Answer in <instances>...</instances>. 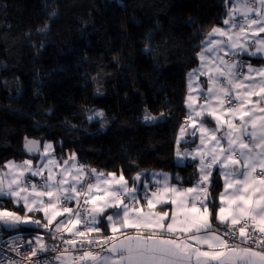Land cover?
Listing matches in <instances>:
<instances>
[{"label":"snow or ice","instance_id":"obj_1","mask_svg":"<svg viewBox=\"0 0 264 264\" xmlns=\"http://www.w3.org/2000/svg\"><path fill=\"white\" fill-rule=\"evenodd\" d=\"M224 8L186 77L175 159L195 165L192 186L155 170L129 180L25 136L26 158L0 165V264H21L6 252L28 264H264V0H224ZM104 117L87 113L102 128Z\"/></svg>","mask_w":264,"mask_h":264},{"label":"trees","instance_id":"obj_2","mask_svg":"<svg viewBox=\"0 0 264 264\" xmlns=\"http://www.w3.org/2000/svg\"><path fill=\"white\" fill-rule=\"evenodd\" d=\"M224 15V0H0V165L26 158L27 136L129 180L155 170L192 185L195 165L175 159L186 77ZM90 110L104 112L103 128Z\"/></svg>","mask_w":264,"mask_h":264},{"label":"crops","instance_id":"obj_3","mask_svg":"<svg viewBox=\"0 0 264 264\" xmlns=\"http://www.w3.org/2000/svg\"><path fill=\"white\" fill-rule=\"evenodd\" d=\"M220 26H222V24H221ZM262 35H264V34H262ZM254 61H257V63H254ZM253 63H254L257 67H259L260 64L262 63V61H260V60H253ZM198 65H199V60H198V64H197L196 67H198ZM196 67H195V68H196ZM204 79H205L204 77H201V80H204ZM186 86H187V79H186ZM187 93H188V89H187ZM186 96H187V95H186ZM198 102H199V101H198ZM184 104H185V103H184ZM185 108H186V107H185ZM210 126L214 127L215 125H214V123H212V124H210ZM178 133H179V132H178ZM197 143H199L198 135H197ZM183 147H184V146H183ZM183 147H181V148H183ZM192 147H195V145L192 146ZM36 159H39V157L36 158ZM196 163H199V161L197 160ZM197 177H198V173H197ZM216 177L220 180V177H219L218 175H217ZM220 182H221V189H220V190H222V181L220 180ZM191 186H192V185L187 186V187H191ZM217 203H218V201H217ZM168 207L170 208L171 205H169ZM143 210H144V211H147V208L145 207ZM157 210L162 211L163 209H160L159 206H157ZM106 234H110V232H109V233H106ZM130 234H131V233H130Z\"/></svg>","mask_w":264,"mask_h":264},{"label":"built area","instance_id":"obj_4","mask_svg":"<svg viewBox=\"0 0 264 264\" xmlns=\"http://www.w3.org/2000/svg\"><path fill=\"white\" fill-rule=\"evenodd\" d=\"M184 120H185V119H182V121L180 122V124H181ZM180 124H179V126H178V130H179ZM80 163H81V162H80ZM82 164H84V163H82ZM85 165H87V164H85ZM9 236H10V235H7V234H6V235L3 237V239L7 240ZM25 240H27V239L25 238ZM51 242H52V241H51ZM5 255L13 256L14 259L21 261V264H28L27 260H24V259H23L22 257H20V256H15L14 253L6 252ZM6 264H7V262H6Z\"/></svg>","mask_w":264,"mask_h":264},{"label":"water","instance_id":"obj_5","mask_svg":"<svg viewBox=\"0 0 264 264\" xmlns=\"http://www.w3.org/2000/svg\"><path fill=\"white\" fill-rule=\"evenodd\" d=\"M23 142H24V140H23ZM22 149H23V143H22ZM25 155V154H24ZM26 156V155H25ZM36 158H38V157H36Z\"/></svg>","mask_w":264,"mask_h":264}]
</instances>
